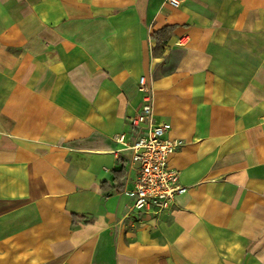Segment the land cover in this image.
<instances>
[{
  "label": "crops",
  "instance_id": "0c3cea01",
  "mask_svg": "<svg viewBox=\"0 0 264 264\" xmlns=\"http://www.w3.org/2000/svg\"><path fill=\"white\" fill-rule=\"evenodd\" d=\"M177 1L0 0V264H264V0ZM140 77L187 187L155 215Z\"/></svg>",
  "mask_w": 264,
  "mask_h": 264
},
{
  "label": "built area",
  "instance_id": "2783aa9c",
  "mask_svg": "<svg viewBox=\"0 0 264 264\" xmlns=\"http://www.w3.org/2000/svg\"><path fill=\"white\" fill-rule=\"evenodd\" d=\"M169 3L173 7L179 5L177 0H169ZM187 43L188 38L177 42L181 46ZM138 82L143 105L141 112L129 119L130 126L138 131L130 145L137 176L134 188L126 190L125 194L135 198L132 211L162 214L169 211L178 196L187 192V187L181 184L179 171L169 167V158L181 142L165 139L167 126L156 119L152 89L145 77H140Z\"/></svg>",
  "mask_w": 264,
  "mask_h": 264
},
{
  "label": "trees",
  "instance_id": "16d2710c",
  "mask_svg": "<svg viewBox=\"0 0 264 264\" xmlns=\"http://www.w3.org/2000/svg\"><path fill=\"white\" fill-rule=\"evenodd\" d=\"M172 28L171 27H166L164 29H162L160 32L155 33L153 35V37L155 39H157L159 42H161L162 40H167L169 37V34L171 32ZM120 172L116 171V175H119Z\"/></svg>",
  "mask_w": 264,
  "mask_h": 264
}]
</instances>
